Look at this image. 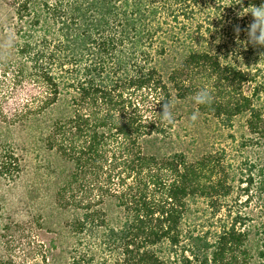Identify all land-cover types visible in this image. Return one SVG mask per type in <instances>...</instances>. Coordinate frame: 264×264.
Wrapping results in <instances>:
<instances>
[{"label":"trees","instance_id":"16d2710c","mask_svg":"<svg viewBox=\"0 0 264 264\" xmlns=\"http://www.w3.org/2000/svg\"><path fill=\"white\" fill-rule=\"evenodd\" d=\"M261 4L0 0V122L66 167L61 231L45 247L0 220V264H30L31 246L35 264H264V47L240 15ZM166 101L227 143L185 147ZM20 170L4 147L0 176Z\"/></svg>","mask_w":264,"mask_h":264},{"label":"rangeland","instance_id":"374dc122","mask_svg":"<svg viewBox=\"0 0 264 264\" xmlns=\"http://www.w3.org/2000/svg\"><path fill=\"white\" fill-rule=\"evenodd\" d=\"M191 117L179 118L174 124L175 137L185 147L204 145L205 141L217 145L227 143V134L220 136L213 120L198 114V119L193 122ZM34 136L21 129L9 131L0 122V154L4 147H12L21 159L20 172L0 176V220L22 223L27 243L30 238L34 243L43 241L48 247L64 222L65 214L55 201V190L66 167L54 151H48ZM44 220L47 222L45 226L42 224ZM32 247H27L25 257L30 264H35L39 260ZM61 254L60 264H67L66 254Z\"/></svg>","mask_w":264,"mask_h":264},{"label":"clouds","instance_id":"9594fccd","mask_svg":"<svg viewBox=\"0 0 264 264\" xmlns=\"http://www.w3.org/2000/svg\"><path fill=\"white\" fill-rule=\"evenodd\" d=\"M241 2V0H240ZM247 12L243 10L240 13L241 16L250 13L253 17V22L248 25L247 28V36L248 43L253 45L254 47H264V4L260 6H250ZM238 30V29H237ZM264 58V54H262L261 59ZM193 100L197 104H209L212 101V96L210 91L207 88H203L199 90ZM173 108L174 105L170 101H166L163 104V111L160 114L165 122L168 124H174V116H173ZM198 119V114L194 113L191 117V120L195 122Z\"/></svg>","mask_w":264,"mask_h":264}]
</instances>
